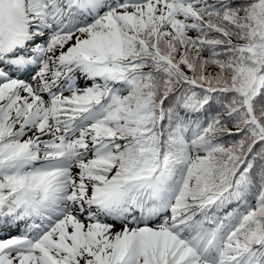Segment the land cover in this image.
<instances>
[{
	"label": "snow or ice",
	"instance_id": "obj_1",
	"mask_svg": "<svg viewBox=\"0 0 264 264\" xmlns=\"http://www.w3.org/2000/svg\"><path fill=\"white\" fill-rule=\"evenodd\" d=\"M0 264H264V0H0Z\"/></svg>",
	"mask_w": 264,
	"mask_h": 264
}]
</instances>
